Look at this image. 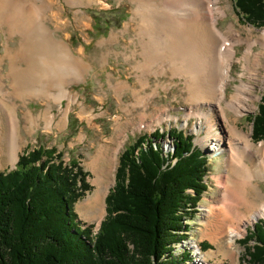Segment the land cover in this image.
Masks as SVG:
<instances>
[{"label":"rangeland","instance_id":"374dc122","mask_svg":"<svg viewBox=\"0 0 264 264\" xmlns=\"http://www.w3.org/2000/svg\"><path fill=\"white\" fill-rule=\"evenodd\" d=\"M204 1L210 0H202ZM211 1L218 3L217 6L214 5V9L220 8L219 11L225 13L218 15L217 28L222 33L227 32L228 26L232 28L234 26L233 31L240 32L242 37L246 38L245 28H248L254 31L252 37L259 42L252 45L247 62L235 60L232 64L231 75L236 80L232 81L226 90L228 97L233 93L235 84L240 82L238 76L242 75L241 81L250 87V104L253 109L237 119L231 112L224 110L229 124L251 134V143L256 146L264 143V139L257 143L253 141L250 116L257 113L263 93L264 49L260 45L258 35L264 27L254 28L246 24L236 14L233 0ZM170 2L6 0L0 12V15H3L0 22V56L5 54V49L16 50L23 43L24 38L20 32L11 27H15V24L24 27L41 23L45 26V31L51 33L58 43L69 49L74 57L82 59L81 64L86 72L83 78L73 79L71 84L65 87L69 92L66 98L51 99L49 102L42 97L28 99L25 105L17 101L21 125L24 122L22 116L25 111L32 112L35 117L49 111L55 119L49 127L43 122H38L29 134L22 125L20 142L22 147L17 154V161L14 165L2 164L0 173L14 170L21 156L39 147L52 150L53 156L65 164L71 161L78 164L87 175L86 182L90 189L75 203L73 210L81 227L92 226L93 238L106 216L105 197L114 186V173L123 149L133 144L139 136L150 137L159 131L166 133L164 139L154 143L160 144L163 152L167 154L173 151V140L168 133L174 130L182 131L193 137L194 146L207 157L208 171L203 178L206 190L201 194L197 204L193 206L188 203L184 206L185 213L181 222L187 228L186 232L179 236L182 240H179L180 243L175 245V248L189 250L192 246L199 247L198 254L193 251L196 264H248L245 246L239 241L244 239L248 232H252L256 223L264 221V217L247 226L244 233L235 238L230 247L227 244L228 231L247 217L253 208L239 196V201L237 199V203L230 209L225 212L219 209L224 197L236 194L239 189L244 188L241 187L243 185L246 191L251 192L250 195L257 190L264 196V182L261 180H253L252 184L243 182L241 171L231 161L226 148L223 147L221 152L210 151L211 139L217 134L222 137L225 145L228 137L234 138L228 132V123L220 118V110L213 105L211 107L202 105L199 108L190 105L188 99L194 94L189 93L186 89L187 84H184L190 75L174 73L172 65L169 64L175 54L185 55V52L180 49L172 56L173 45L169 44L171 41L159 37L160 35L154 31L153 23L162 24L159 22V16L156 20V17L150 15H153L154 9L157 8L163 12L161 3ZM18 12L21 19L19 15L17 17ZM8 16L20 22L10 23ZM148 23H152L153 27ZM148 33L152 36L149 37ZM183 48L188 56L190 49L194 51L191 47ZM243 49L244 46H234L237 58L242 56ZM173 61L176 63V60ZM1 68L2 74L5 75L7 65H2ZM200 68L201 62H195L192 71H188L194 74L200 71ZM4 82L8 84L7 79H4ZM221 105L223 107V103ZM64 112L66 120L62 122L60 119ZM211 118L213 120L210 122ZM93 161L96 165L107 162V173L97 175L99 172L95 169V164L91 166ZM219 176L222 177L221 183L215 181ZM98 188L102 193L104 215H101L100 210L85 215L81 206ZM187 194L191 196L192 191L187 190ZM261 201L258 200L257 203ZM244 203L249 208H246ZM204 242L207 244H203ZM253 244L254 241H249L246 246Z\"/></svg>","mask_w":264,"mask_h":264},{"label":"trees","instance_id":"16d2710c","mask_svg":"<svg viewBox=\"0 0 264 264\" xmlns=\"http://www.w3.org/2000/svg\"><path fill=\"white\" fill-rule=\"evenodd\" d=\"M233 1L246 24L264 27V0ZM250 121L252 139L260 142L264 80ZM165 134L139 136L119 154L106 216L93 238L92 226L81 227L73 210L90 189L86 173L52 150L39 147L21 156L14 170L0 173V264H185L187 255L173 256L172 245L186 232L184 206H195L206 190L208 160L191 135L176 130L168 133L173 151L164 155L154 142ZM249 241L254 244L246 246ZM239 242L248 264H264V221Z\"/></svg>","mask_w":264,"mask_h":264},{"label":"bare ground","instance_id":"6f19581e","mask_svg":"<svg viewBox=\"0 0 264 264\" xmlns=\"http://www.w3.org/2000/svg\"><path fill=\"white\" fill-rule=\"evenodd\" d=\"M162 1L171 2L169 4L161 3V8L162 5L164 8L163 12L162 9L157 8L154 9L153 15H150L156 17V20L159 16V22L162 23L160 25L153 23L154 31L160 35L159 37L171 41L169 44L173 45L172 56L180 49L185 52V55L175 54L169 64L172 65L174 73L190 75L188 80L184 81V84H187V91L194 94L188 99L190 105L196 108L202 105L208 107L213 105L214 108L220 110V118L228 123V132L234 138L228 137L225 145L222 137L217 134L211 139L210 151L221 152L223 147L226 148L231 161L240 169L243 182L251 183L253 180L264 182V143L261 142L256 146L252 144L251 134L239 130L236 125L229 124V119L224 112V110L231 112L237 119L253 109L250 104V87L249 84L241 81L242 75L238 76L240 82L235 86L233 85V93L228 97L226 90L227 86L236 80L231 75L232 64L235 60L247 62L252 45L258 42L253 39L254 36L252 37L254 31L244 27L247 34L244 38L240 32L233 31L234 26L233 28L228 26L227 32L222 33L217 28V22L219 21L218 15H222L224 12L221 13L220 8L214 9V5L217 6L218 4L216 1H204L205 3L202 0ZM5 2L6 0H0V12ZM18 15L21 19L20 12L17 13V17ZM1 17L3 18L2 14L0 15V22L2 21ZM12 18L8 16V20H11L10 23L19 21ZM148 24L153 27L152 23ZM14 26L11 28L17 29L15 31L20 32L24 40L18 49H5V54L0 56V167L2 164L5 166L14 165L17 161V154L22 147L20 146L22 125L25 132L29 134L38 125V122H43L46 127H49L55 119L49 111H44L36 117L32 112L25 111L22 116L24 122L21 125L17 101L25 105L28 99H40L42 97L49 102L51 99L66 98L69 92L65 87L71 84V80L83 78L86 72L81 64L82 59L74 57L69 49L58 43L51 33L45 31L43 24L38 23L34 26L24 27L15 24ZM148 36L151 37L152 35L148 33ZM258 36L260 45L264 49V29L259 31ZM235 45L244 46L240 58L235 55ZM184 46L191 47L194 51L190 49L188 56ZM166 48L169 47L166 46ZM173 60H176V63ZM195 62H201L202 68L192 74L191 69ZM2 65H7L5 75L2 74ZM256 65L259 64L256 63ZM4 79H7L8 84L4 82ZM65 118L66 113L64 112L60 120L64 122ZM212 120L213 118L210 122ZM225 163L227 166V162ZM94 164L95 169L99 172L97 175L107 173V162L104 161L96 165V162L93 161L91 166ZM215 181L221 183L222 177H217ZM255 185L258 186V183L255 182ZM241 187L244 188L239 189L236 194L225 196L219 209L223 212L230 209L234 203H237V199L239 201V196L245 200L249 207L253 208L247 217L244 216L245 218L243 217L244 219L240 220L238 225L233 226L228 231L227 244L230 247L234 239L244 233L247 226L264 217V196L261 191L254 189L256 192L253 191L250 195L251 192L246 191L244 185ZM258 200H262L261 203H257ZM81 207L85 215L97 210H100L101 215H104L101 189L98 188Z\"/></svg>","mask_w":264,"mask_h":264},{"label":"built area","instance_id":"2783aa9c","mask_svg":"<svg viewBox=\"0 0 264 264\" xmlns=\"http://www.w3.org/2000/svg\"><path fill=\"white\" fill-rule=\"evenodd\" d=\"M180 234H182V233H180ZM179 243H180V242L175 243L174 245H172V248H173V256H181V255H183L184 253H185V254H188V251H189L188 259H187V261L185 262V264H193V262H194V256H195V254H193V251H194L196 254H198V252H199V247H197V246H192L191 248H189V250H188L187 248H185L184 250H181V248H180V249H179V248H175V245H179ZM184 251H187V252H184ZM182 252H184V253H182ZM194 264H196V263L194 262Z\"/></svg>","mask_w":264,"mask_h":264},{"label":"crops","instance_id":"0c3cea01","mask_svg":"<svg viewBox=\"0 0 264 264\" xmlns=\"http://www.w3.org/2000/svg\"><path fill=\"white\" fill-rule=\"evenodd\" d=\"M203 244H207V243L204 242ZM202 248H203V247H202Z\"/></svg>","mask_w":264,"mask_h":264}]
</instances>
